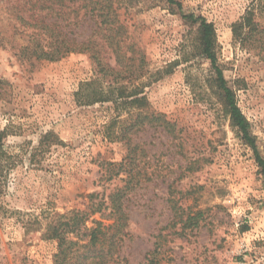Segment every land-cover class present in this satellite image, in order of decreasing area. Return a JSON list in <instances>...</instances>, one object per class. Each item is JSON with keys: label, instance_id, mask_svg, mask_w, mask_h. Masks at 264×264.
<instances>
[{"label": "rangeland", "instance_id": "obj_1", "mask_svg": "<svg viewBox=\"0 0 264 264\" xmlns=\"http://www.w3.org/2000/svg\"><path fill=\"white\" fill-rule=\"evenodd\" d=\"M19 1L31 0H0V132L9 129L6 147L20 157L0 214V264H54L57 242L24 226L45 222L51 211L86 210L87 196L123 187L126 175L107 181L110 165L134 146L140 183L125 202L121 264H264L263 175L231 124L197 23L215 28L217 65L264 159V0H112L142 74L122 83L145 98L139 110L121 105L123 98L80 102L84 85L99 77L89 52L56 62L25 54L33 31L17 20ZM250 10L258 32L244 46L232 27ZM102 56L108 70L116 68L109 49ZM111 81L103 79L108 92ZM111 129L120 142L106 138ZM49 133L46 143L56 144L31 161Z\"/></svg>", "mask_w": 264, "mask_h": 264}, {"label": "trees", "instance_id": "obj_2", "mask_svg": "<svg viewBox=\"0 0 264 264\" xmlns=\"http://www.w3.org/2000/svg\"><path fill=\"white\" fill-rule=\"evenodd\" d=\"M167 1L178 5L175 0ZM19 8L20 14L17 20L24 28L33 31L28 46L22 48L25 54L49 62L59 61L68 54L77 52H89L92 55L99 77L84 85L86 94L84 95L83 90L78 94L81 103H95L107 99L119 103L118 99L123 98L121 105L137 106V110L142 108L145 98L136 94L137 88L127 91L122 85L126 80L133 83L140 79L142 74L140 70L133 68L134 57L128 56L124 37L126 29L119 20V14L112 0H31L25 3L19 1L17 9ZM190 19L195 20L193 16ZM197 23H199L203 55L215 70L219 89L231 117V124L238 131L243 143L252 150L264 182V159L260 156L256 140L250 133V124L217 65L218 43L215 28L213 24L202 18H199ZM232 32L234 40L244 46L254 40L258 32L255 12L250 10L240 22L233 25ZM105 48L115 56V69L108 70L102 56ZM109 77L112 81L108 85L110 89L108 92L103 79ZM116 86L119 88H113ZM115 91L118 94L116 98H112ZM140 115L139 113L137 116ZM139 125H143V122H135L131 128L141 127ZM112 129L106 132V138L112 143L120 142L121 138ZM9 134L8 128L0 132V214L5 211L4 200L8 177L20 161L19 155L10 153L6 147L5 139ZM51 137L53 135L49 133L42 139L31 155V161L35 160V154H47L52 149V144L55 145L56 142L53 141L49 145L46 143ZM136 148L135 146L129 148L123 162L110 165L113 167V174L107 181L126 175L123 187H117L101 198L96 194L87 196L89 203L86 210H73L65 214L51 211L44 217L45 222L36 219L35 224L24 226L28 233L42 231L43 239L57 242L54 264H121L118 251L128 235L129 224L125 202L128 194L140 183L136 177L138 167ZM95 216H100L99 220L95 219ZM197 219L198 216L189 218L188 227L195 225ZM148 264H156V262L149 261Z\"/></svg>", "mask_w": 264, "mask_h": 264}, {"label": "built area", "instance_id": "obj_3", "mask_svg": "<svg viewBox=\"0 0 264 264\" xmlns=\"http://www.w3.org/2000/svg\"><path fill=\"white\" fill-rule=\"evenodd\" d=\"M246 251H248V250H246ZM230 264H248V263H246V262H234V263H230Z\"/></svg>", "mask_w": 264, "mask_h": 264}]
</instances>
